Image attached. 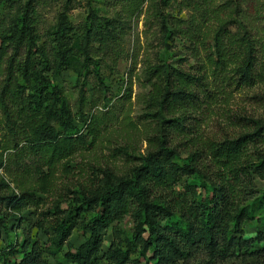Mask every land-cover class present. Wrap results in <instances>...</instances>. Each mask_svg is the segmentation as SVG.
Returning a JSON list of instances; mask_svg holds the SVG:
<instances>
[{
  "label": "trees",
  "instance_id": "trees-1",
  "mask_svg": "<svg viewBox=\"0 0 264 264\" xmlns=\"http://www.w3.org/2000/svg\"><path fill=\"white\" fill-rule=\"evenodd\" d=\"M9 4L16 14L0 33V172L14 181L0 178V239L14 233L18 241L0 247V264H264V186L256 185L264 153L250 151L264 144V120L248 119L247 132L222 141L204 138L200 121L264 83V38L248 27L249 13L264 15V0H121L127 19L147 5L159 32L156 61L142 70L147 155L122 174L94 168L41 219L23 214L53 194L59 169L69 175L73 158L92 150L112 120L89 112L115 99L102 68L122 47L126 21L90 10L76 26V1L66 0L42 39L39 0ZM174 43L186 52L177 62L168 56ZM66 72L76 77V110L57 83ZM128 218L129 239L117 229ZM75 234L82 244L64 252Z\"/></svg>",
  "mask_w": 264,
  "mask_h": 264
},
{
  "label": "rangeland",
  "instance_id": "rangeland-1",
  "mask_svg": "<svg viewBox=\"0 0 264 264\" xmlns=\"http://www.w3.org/2000/svg\"><path fill=\"white\" fill-rule=\"evenodd\" d=\"M76 4L70 19L74 25L83 24L90 10L96 11L100 18H118L125 22L123 31L122 47L117 53L111 54L103 62L102 74L109 79L111 95L115 97L108 107L103 105L94 108L90 115L96 117H110L111 121L100 129L98 140L87 152H82L73 158L71 164L72 172L69 175L63 173L60 168L57 174L55 191L40 207H33L25 212L23 217L41 219L42 214L48 211L52 204L62 194H68V189H75L81 183H85L93 177L94 168H111L117 173H125L131 166L139 165L141 159L147 155L149 142L147 141L149 124L145 118V95L148 90L144 88L142 70L148 61L155 62L159 52V32L158 28L151 25L147 15V5L143 14L127 19V14L121 8V0H75ZM66 0H39V32L42 39H45L49 29L57 23V19L62 12V6ZM91 7V8H90ZM16 10H12L9 0H0V33H2L14 18ZM256 12L249 13L248 27L252 29L255 36L264 38V15L257 19ZM172 49L168 56L172 61H179L186 57V52L178 43L171 44ZM57 83L67 93L74 110L78 101V89L76 87V77L66 72ZM127 94H131L128 98ZM125 98V99H124ZM248 119L264 120V83L257 85L253 89H246L236 92L233 99L227 104L207 112V118L201 119L202 135L204 138L215 141L237 138L239 135L250 129ZM179 145L180 141H176ZM121 150H123L121 152ZM181 153L180 164L188 157L187 145L178 147ZM252 154L264 153V144H257L250 148ZM4 177L8 182L14 181L10 175L0 172V178ZM256 185L263 188L264 182L258 180ZM15 188V184L11 185ZM257 217H260L258 215ZM13 223V224H12ZM17 222H11L9 227H13ZM256 220L246 226L248 236L256 233ZM28 227V224H24ZM117 229L124 233V238H131L133 231V221L126 219L122 224L117 225ZM35 236L45 238L36 230ZM79 234H75L64 248V252L69 250L75 252L83 242ZM112 236H109L104 245L107 251ZM18 239L14 233L3 234L0 239V247L8 248L15 245ZM22 238H20V242ZM181 264H214L205 257ZM235 264V263H219Z\"/></svg>",
  "mask_w": 264,
  "mask_h": 264
}]
</instances>
